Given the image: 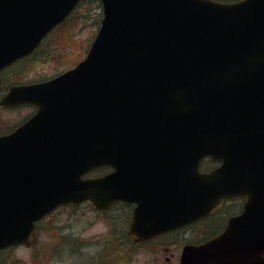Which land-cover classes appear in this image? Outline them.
<instances>
[{"label": "water", "instance_id": "water-1", "mask_svg": "<svg viewBox=\"0 0 264 264\" xmlns=\"http://www.w3.org/2000/svg\"><path fill=\"white\" fill-rule=\"evenodd\" d=\"M79 0H0V71L31 52ZM85 57L2 105L37 111L0 135V248L35 241L53 208L134 203L148 238L246 196L217 237L180 264H264V0H100ZM209 156L221 164L199 171ZM110 166L102 176L88 170Z\"/></svg>", "mask_w": 264, "mask_h": 264}, {"label": "rangeland", "instance_id": "rangeland-1", "mask_svg": "<svg viewBox=\"0 0 264 264\" xmlns=\"http://www.w3.org/2000/svg\"><path fill=\"white\" fill-rule=\"evenodd\" d=\"M95 10L98 12L99 9ZM77 27H80V23ZM87 27H82L80 33H77L76 41H80L95 29L92 24H88ZM61 51V49H51L49 53L55 56V52ZM77 52L78 50L72 52L69 50L59 54L62 61L61 59L56 61L55 58L44 60L41 58L40 61L37 57H31L8 69L5 78L8 82H13L50 77L56 72L58 65L68 58L72 59ZM30 112L31 109L28 107L0 108V132L13 128ZM106 215L99 216L87 203L78 206L63 205L38 222L37 239L34 244L18 245L0 252V264H95L92 259L97 253L101 255L109 253L106 250L105 237L107 238L112 232L121 233L125 228L120 215H111L112 217ZM191 232L199 233V230L193 229ZM86 242L98 243L87 247ZM179 248H171L167 251L161 248L154 252H142L129 257L128 262L129 264H178L176 256ZM166 256L169 257L168 260ZM125 258L127 259V256L123 257Z\"/></svg>", "mask_w": 264, "mask_h": 264}, {"label": "flooded vegetation", "instance_id": "flooded-vegetation-1", "mask_svg": "<svg viewBox=\"0 0 264 264\" xmlns=\"http://www.w3.org/2000/svg\"><path fill=\"white\" fill-rule=\"evenodd\" d=\"M45 79H47V77L28 79V80L25 79L21 81L19 80L17 82H11V83L9 82L10 83L9 85L29 84V83L39 82ZM8 87L9 86H7V88ZM7 88L5 90L4 89L0 90V97L6 93ZM21 107H28L31 109V112L27 117L33 114L36 110V106L29 103L19 104L12 108L5 107V109H16ZM0 108H4V107L0 106ZM27 117H25L24 119H26ZM211 162H207V163L213 165L215 164ZM244 200H245L244 197H239V196L223 198L220 207L217 209V211L213 215L207 217L206 219L201 220L205 224L204 225L205 229L202 232L199 233H193L188 231H186V233L166 232V233L155 234L148 238H133L129 235L128 227L130 222L132 221V216H133L132 211L134 204L131 203L127 204L119 200L110 203L104 211H97L94 209L99 216H104L105 214H107L106 216L109 215L110 217H112L111 215L113 216L120 215L121 217L120 220L124 223L125 230L121 233L112 232L108 234L109 236H107V238L105 237V241L107 248L106 250L109 253H104V255L97 253L95 257L92 259V261L95 264H129L128 262L130 259L129 257L134 256L136 254H140L142 252H148V253L154 252L161 250V248H164V250L167 251L170 250L171 248L175 249L180 247L177 251V256H176L178 264H180V255L183 246L185 244H193V245L201 244L219 235L221 231L224 229L227 219L230 216L237 214L241 211ZM217 222L222 223V227L217 233L214 232L211 233L206 230V227L208 226L207 224L210 225V224H215ZM96 243L86 242L85 244L87 247H90L93 244L95 245ZM125 256H127V259L126 258L123 259V257ZM168 259L169 257L166 256V260Z\"/></svg>", "mask_w": 264, "mask_h": 264}, {"label": "trees", "instance_id": "trees-1", "mask_svg": "<svg viewBox=\"0 0 264 264\" xmlns=\"http://www.w3.org/2000/svg\"><path fill=\"white\" fill-rule=\"evenodd\" d=\"M95 9H99L98 12H96ZM100 17H101V12H100L99 0H80L77 6L75 7V9L71 12V14L62 23L57 25L51 31V33L43 40L42 44L33 52L32 57L33 58L37 57L39 58L38 60L40 61L41 58L42 60L47 58L48 59L55 58V60L58 61L59 59H61L60 57L61 55L59 56V54L66 53L69 50L71 52L78 50V52L72 59L68 58L66 59L65 62H62V64L58 65L56 72L60 71V68L64 69L74 65L84 56L99 26ZM79 23H80V27H77ZM88 24L89 25L92 24L95 27V29L92 30V32H90L89 35H86L80 41H76L75 37L77 33H80L81 28L85 26L87 27ZM77 28L78 30H76ZM51 49H61L62 51L60 53L55 52V56H54L53 53H49ZM100 170L102 171L103 168H101ZM212 225L213 226L211 233L213 232L216 233L222 227L221 222H217ZM69 236H71V234H69Z\"/></svg>", "mask_w": 264, "mask_h": 264}]
</instances>
